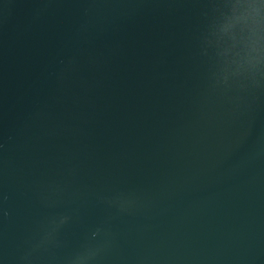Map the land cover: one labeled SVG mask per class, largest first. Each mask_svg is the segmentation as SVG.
Instances as JSON below:
<instances>
[{"label": "water", "instance_id": "95a60500", "mask_svg": "<svg viewBox=\"0 0 264 264\" xmlns=\"http://www.w3.org/2000/svg\"><path fill=\"white\" fill-rule=\"evenodd\" d=\"M237 2L0 0V264H264Z\"/></svg>", "mask_w": 264, "mask_h": 264}, {"label": "clouds", "instance_id": "9594fccd", "mask_svg": "<svg viewBox=\"0 0 264 264\" xmlns=\"http://www.w3.org/2000/svg\"><path fill=\"white\" fill-rule=\"evenodd\" d=\"M232 7V15L226 18L220 32L229 39L233 36L239 39L235 51L225 56L223 82L227 83L232 76L247 78L256 83L257 76L264 77V0L237 2ZM67 220L68 217H60L59 223L63 224ZM92 235L95 237L97 233ZM95 254L96 250L88 249L86 254L76 256L72 264H87Z\"/></svg>", "mask_w": 264, "mask_h": 264}]
</instances>
